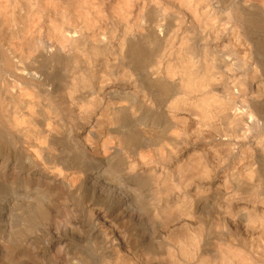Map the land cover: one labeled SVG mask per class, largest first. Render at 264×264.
Segmentation results:
<instances>
[{
  "label": "bare ground",
  "instance_id": "obj_1",
  "mask_svg": "<svg viewBox=\"0 0 264 264\" xmlns=\"http://www.w3.org/2000/svg\"><path fill=\"white\" fill-rule=\"evenodd\" d=\"M86 235L264 264V0H0V264H94Z\"/></svg>",
  "mask_w": 264,
  "mask_h": 264
},
{
  "label": "rangeland",
  "instance_id": "obj_2",
  "mask_svg": "<svg viewBox=\"0 0 264 264\" xmlns=\"http://www.w3.org/2000/svg\"><path fill=\"white\" fill-rule=\"evenodd\" d=\"M245 74H246V71H245ZM259 135H255L253 134V137L251 139H249L250 142H248L246 145V147H248V149H252L254 148V141L256 140H259L258 137ZM253 139V140H252ZM225 159V160H224ZM220 166L223 168L222 171H230L234 164H236L235 160H232L230 158H227L225 156H222L220 157V160H218ZM227 165V166H226ZM237 166V164L235 165ZM220 175V174H219ZM230 197H232V194H230ZM229 198V195L228 194H224L223 196H220V197H217V198H214V199H210L211 202H208V204H215L216 203V206H224L225 204V201ZM234 207V206H233ZM232 207V208H233ZM134 233V232H133ZM136 235H140L141 233H135ZM142 235V234H141ZM148 235V234H146ZM151 235V234H150ZM138 238V237H137ZM139 240V239H138ZM138 241L136 243V239L133 240V244H132V247L136 244L137 247H136V250H137V254L141 255L142 252H144V249L141 247V246H138ZM141 243V242H140ZM139 243V244H140ZM72 245H74L75 248H78L80 250H82L85 255H87L88 258L92 259V263L94 264H102L101 262H103V256H104V252H101V251H96L94 249V240L92 239V236L91 235H86V236H83V237H75L72 239ZM78 245V246H77ZM144 245V243H143ZM87 249V250H86ZM111 249V248H110ZM109 249V250H110ZM174 248H172L171 250H173ZM95 251V252H93ZM90 255V256H89ZM101 255V256H100ZM212 256V255H211ZM99 257V258H98ZM98 258V259H96ZM138 258V256H137ZM181 258V257H180ZM96 262V263H95ZM184 263V261L182 262Z\"/></svg>",
  "mask_w": 264,
  "mask_h": 264
}]
</instances>
